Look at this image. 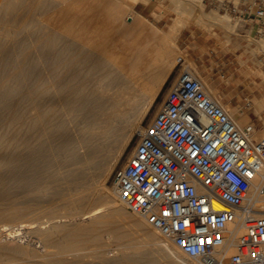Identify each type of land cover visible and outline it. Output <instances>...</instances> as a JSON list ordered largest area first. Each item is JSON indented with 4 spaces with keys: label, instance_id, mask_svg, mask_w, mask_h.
I'll return each mask as SVG.
<instances>
[{
    "label": "bare ground",
    "instance_id": "1",
    "mask_svg": "<svg viewBox=\"0 0 264 264\" xmlns=\"http://www.w3.org/2000/svg\"><path fill=\"white\" fill-rule=\"evenodd\" d=\"M138 1L133 0L128 5L129 12H135L133 9ZM202 1L171 0L173 11L178 17L176 22L180 23L187 15L198 11L199 16H195L198 24L227 29L229 18L214 13L205 14ZM90 3L93 0H0V34L3 32L4 36L19 38L28 30L37 32V35L33 33L29 36V41L19 39L11 42L17 38L11 41L0 38V110H12L11 117L0 112V170L20 167L29 172L26 180L19 181L16 175L7 182L0 180V190H5V197L14 198L10 189L19 184L31 187L28 196H59L61 190L52 187L53 179L62 178L66 181L73 172L69 169L63 171L65 166L60 164L64 160L80 162L86 172H91L96 168L102 150L109 149L111 145L108 141L114 135L113 122L119 123L123 119L133 118L139 97L137 94L128 93V89L138 87L142 93L139 96L145 98L141 113L146 114L174 69L173 53L179 51L176 46L179 34L174 33L175 27L170 32H164L163 39L157 42L154 39L149 40L145 29L141 27L137 40L132 44L126 42L127 49L122 54H117L113 50V44L120 46L125 41L123 37L114 35L127 33L124 15L114 11L110 14L113 23L102 26L96 19V16H100V11L89 7ZM43 9L48 10L49 15H55L53 25L50 22L45 23L43 19L35 23L31 18V15L40 11L42 13ZM126 31L130 33V30ZM7 46L13 47L11 54L5 52ZM256 46L257 50L251 52L255 55L264 54L263 32ZM32 47L35 49L36 58H30L29 52L27 55L28 49ZM82 73L84 74L80 75ZM194 73L202 81L206 92L218 99L202 77L196 71ZM78 79L82 84L79 89L73 86ZM114 89L121 91V94L112 93ZM58 92L62 96L59 105L54 106L45 101L56 96ZM220 103L223 105V102ZM223 106L240 127L247 124L249 126L248 116L242 113V109L233 110L227 105ZM21 110L27 112L21 113ZM253 110L257 114L264 111V96L253 102ZM112 114L113 122L110 123ZM62 115L66 119H62ZM105 116L108 117L102 121L103 125L105 123L103 128L89 123L97 122ZM71 123L80 131L78 142L61 135L68 131ZM144 129L141 120L135 121L130 133L121 139L117 150L125 152L131 137ZM11 131H15V135L9 137ZM260 135L262 134L256 132L255 137ZM93 136L98 137V140L93 141L96 153L92 157L79 155L77 151L88 145V140ZM111 173L112 170H106L105 180ZM85 185L81 181L73 187L80 188ZM67 186L69 188L70 184ZM97 186L91 187L87 196L67 203L70 210L86 207L78 221L76 219L72 222L62 216L46 221L30 219L19 222L16 228L7 224L1 225L4 218L15 222L16 219L35 212V205L21 207L18 203H12L8 208H0V246L3 234H6V241L14 245H21L27 234H35L41 248H44L42 253L35 255L37 264H94L86 261V258L94 255L99 259L96 264H132L145 254L153 255L154 247L159 248L163 258L165 256L168 261L171 260L168 263L186 264L185 261H188L189 264H203L198 259L188 258L174 245L160 239L145 219L127 211L119 203L116 187L108 190L103 184ZM19 199L16 198L15 202ZM247 203L258 214H264V167L249 190ZM219 209L223 210L225 207L220 205ZM126 223L131 229L125 227ZM135 232H142L146 239L139 241ZM241 232V226L234 227V234L226 252L219 258L221 264L235 252L237 237ZM111 243L120 248L117 261L106 256V248Z\"/></svg>",
    "mask_w": 264,
    "mask_h": 264
},
{
    "label": "built area",
    "instance_id": "2",
    "mask_svg": "<svg viewBox=\"0 0 264 264\" xmlns=\"http://www.w3.org/2000/svg\"><path fill=\"white\" fill-rule=\"evenodd\" d=\"M242 1L227 3L225 12L260 35L264 0ZM220 102L185 67L153 122L136 134L137 146L115 178L118 200L203 264H221L239 225L224 264H264V214L247 203L264 167V137H255L254 125L240 127Z\"/></svg>",
    "mask_w": 264,
    "mask_h": 264
},
{
    "label": "rangeland",
    "instance_id": "3",
    "mask_svg": "<svg viewBox=\"0 0 264 264\" xmlns=\"http://www.w3.org/2000/svg\"><path fill=\"white\" fill-rule=\"evenodd\" d=\"M132 2L133 0H102V1L93 0V3H90L88 6L92 7L93 10L96 9L95 11L97 12L100 11L99 12L100 16H96V19L98 20V22L100 21V25L102 26H109L113 23V20L110 18V14L112 12L116 11L122 13L124 15L123 19L125 21L124 24L126 26L125 32L127 33L124 34L123 32L120 33L119 35L115 34L114 36L123 37L125 43L128 42V44H132L137 40L139 34V28L141 27L145 29L149 40L154 39L156 42L163 39L164 32H170L172 27L176 28V31H174V33L179 34L176 40V46L178 47L179 51L173 53L172 58L174 59V64L172 66H174V69L172 70L168 80L166 82L164 81L165 82L164 84L162 83L163 84L162 89L160 90V93L158 94L156 101L148 109L147 113L143 114L141 113V108L145 98L139 96L142 93L138 90V87L135 88L131 87L130 89H128V93L133 95L137 94L139 97L138 98L139 103H136V106L134 107L135 109H134L133 118L123 119L118 123L112 121L113 120V114H112L111 117L112 119L110 123L113 122L114 124L113 126H115V129H114L113 137L108 141V143H110L111 145L109 144L110 145L109 149L102 150L100 154L101 157L99 158L97 164L95 165L96 168H93L91 172L89 173L86 172L85 168L81 167L83 164H81L80 162L78 163V162H71L70 160L67 161L64 160L63 163L60 164V166H65V169H63V171L69 169L72 170L73 172L69 174V177L66 179V181L65 179L63 180L62 178L53 179L52 187H57L61 190L59 196H54L52 194H49L44 198H35L34 196L31 195L28 196L27 193H29V188L31 187L29 185L25 186L20 184L10 189L11 192L13 193L14 198L5 197L6 195L5 190L4 191L0 190V198H3L0 201L1 209L8 208L12 203H18L19 206L21 205V207L35 205V207L37 208V210L32 214L30 213V215L28 216L26 215L27 217L24 216L23 218L22 217L18 218L15 220V222L9 221L8 219L4 218L3 223L1 225L7 224L10 225L11 227L15 226L17 228L18 225L20 224L19 222H22L24 220L40 219L41 221H46L48 219L59 216L64 217V219L71 220L72 222L73 220L75 221L76 219H77L76 221L80 220L81 219L80 214H82L84 210H86V207L83 206V207H79L76 210H70L71 208L68 207L67 203L76 201L78 198L87 196L91 187L95 186L97 188L98 187L97 185L100 186V184L101 185L103 184L105 188L108 190H113L115 188L116 176L121 171H123L138 143V138L135 133L130 139L127 150L125 152H120L117 150V147L119 146L121 139L130 133L131 126L135 121L141 120L143 128L149 127V125L153 122L159 109L161 108V105L171 85L174 83L176 78L179 76V74L182 72V70L185 67H189L192 70L194 69L193 71L194 72L196 71L197 74L200 77H202V79L209 87V89L215 93V95L218 97V99H220L221 102L222 99L231 100L235 97V100L233 101L232 105H229V107L233 110L242 109L241 110L242 113L248 116L250 124L254 125L257 128V133L262 134L260 136H256V138L261 139L264 137V133H262L264 131V111L261 114H257V112L253 110V102L257 98L260 99L264 96V62H263L264 54L258 53L257 55H255L251 52V50H255V51L257 50L256 42H258L261 39V35L262 32L264 33V30L261 31L259 35L256 33V30L254 29L253 26H245L239 23L237 19H233L224 10V7L227 3L239 4L242 3L243 1L242 0H203L202 1V10L205 14L214 13L220 17L226 16L229 18L230 23L227 29L215 25L198 24L196 22V17H195V16H199L198 11H196V13L193 15H187V18L184 21L180 23L176 22L178 17L176 13L173 11V8L171 6V0H139L133 9L136 13L129 12L128 5H131ZM104 11H106L105 12L106 14L104 13ZM48 13H49L48 10L43 9L42 13L40 11L37 14L31 15V18L34 19L35 23H38L41 19H43L45 23L50 22L49 24L52 23L53 25V23H55L53 20V18H55L54 17L55 15L53 14L49 15ZM138 14L145 17V19H141V17ZM126 30H130L129 31L130 33H128V31ZM33 33H35L33 32V30H28L22 34L23 38L22 36H20L19 38L16 37L17 38L16 39L15 37L4 36L5 33L2 32L0 36L3 37L0 38H2V40L8 39V41L14 40L13 38L16 39L15 41H11V42H17L19 41V39H21V41L22 40L29 41L30 40L29 36ZM24 35H26L25 36L26 39L24 38ZM35 35H37V32L35 33ZM224 40H226V43L223 42ZM214 41L216 43H221L220 45L223 48L227 47L230 52V56H228L227 58L230 61H234L233 62L234 64L232 66L233 67L232 72L239 77V81L236 82L235 84V86H237L238 84L235 94L222 95L219 92L220 89L219 86L215 84L216 82L211 84V79L205 77L204 67L201 66L200 64H197L194 61V59L191 58L190 56L191 50L195 51L196 49H199L200 53L203 54V58L205 59V55L208 53V50L213 47L212 44ZM125 43L120 46L114 43L113 44V46L115 45L113 47L114 52H116L117 54L119 53L122 54L123 51H125L128 47V44L126 43L127 44L126 45ZM8 47L9 46L5 48V52L11 54L12 52L11 48L13 47L11 46L9 48ZM34 50H35L34 47L28 49L27 55L29 52L30 55L28 56L30 58L32 57L36 58L35 56L36 53ZM2 51L4 52V49ZM83 74L84 73L80 75ZM73 86L79 89L80 86H82L81 81H79L78 79L76 82H74ZM114 90L112 91V93H117V95L121 94V91L115 90L116 91L115 92ZM25 92L26 90L24 91L23 95H25ZM58 95L60 96L56 97ZM56 96L51 97L50 99L47 98L45 101H48L49 104H53L54 106H57L59 105V99L62 96L59 92ZM248 102H251V104L249 103V107L247 106ZM11 111L12 110H6L2 112V110H0L1 114L4 113L5 116L7 117L12 116ZM25 111L26 110H21L20 112L23 113ZM62 117H61L62 119H66V116L62 115ZM107 117L108 116H105L102 117L101 120H98L97 122L90 121L89 123L91 125H98L97 127L103 128L105 123L103 125L102 121ZM247 126L248 124L244 127ZM11 132H9V137L15 135V131H11ZM78 132L80 133L76 125L74 123H71L68 131H66V133L62 132L61 135L63 134L65 135V138L68 137L67 139H71V140L73 139L75 142H78L80 141L79 138H77L79 136ZM97 138H95L94 136L91 137L88 140V145H86L83 148H80L79 151H77L79 152V155H83V156L87 155L88 157H92L96 153V149L93 146V141ZM22 156H27V155L23 154ZM10 169L0 170V180H4L7 182L12 178L13 175H16L19 181L26 180V178H28L27 176L29 175V172L26 168L22 169L20 167H15L14 169L13 168ZM106 170H112V173L105 180ZM81 181L83 183H86V185L80 188L73 187L74 185L79 184V182L81 183ZM67 184H70L69 186L70 189L68 188ZM15 197L18 199L21 197V199L15 202L16 199ZM54 210L56 212H54ZM124 225L126 228L131 229L129 224L126 223ZM140 233L142 232H138V233L135 232V234H137L136 237L138 238L139 241L140 240L144 241L146 239V236L143 233L142 235ZM5 235L6 234H3L1 236L4 240L1 238L2 244L0 246V264H37L36 262L37 259L35 255H37L39 252L42 253L44 251V248L43 247L41 248L42 245L38 242L39 240L35 234L33 235L27 234L28 236L27 235L25 236L26 238L22 240L21 245H14L10 242H7L5 239ZM141 236H143V238ZM107 248H106V256L108 258H111L112 260L117 261L120 256L119 254L120 248H118V246H115V244L113 243H111ZM157 248L154 247L155 253L153 255L145 254L140 258L141 260L138 259L132 264H153V263L172 264V263H168L171 260L168 261V259H166L165 256L164 258L167 261L164 260L163 254H161V251H159V248L157 250ZM156 255L161 257L159 258ZM98 260L99 259L96 255L86 258L87 262L94 264H96ZM185 262L186 264H189L188 261Z\"/></svg>",
    "mask_w": 264,
    "mask_h": 264
},
{
    "label": "crops",
    "instance_id": "4",
    "mask_svg": "<svg viewBox=\"0 0 264 264\" xmlns=\"http://www.w3.org/2000/svg\"><path fill=\"white\" fill-rule=\"evenodd\" d=\"M223 42L226 43V40ZM220 44L214 41L213 47L208 50L205 59L199 49L191 50L190 56L197 64L204 67L205 77L211 79V84L216 82L215 84L219 86V92L222 95L235 94L238 86V84L237 86L235 84L239 81V77L232 72L234 61H230L227 58L230 56L229 49L227 47L223 48ZM234 100L235 97L231 100L222 99V102L224 105L229 106L232 105Z\"/></svg>",
    "mask_w": 264,
    "mask_h": 264
}]
</instances>
